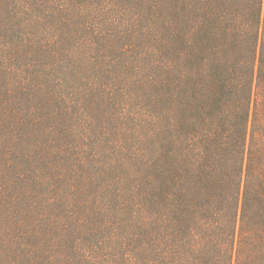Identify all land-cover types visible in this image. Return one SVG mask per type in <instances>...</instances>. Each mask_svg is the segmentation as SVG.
Here are the masks:
<instances>
[{
	"label": "trees",
	"instance_id": "obj_1",
	"mask_svg": "<svg viewBox=\"0 0 264 264\" xmlns=\"http://www.w3.org/2000/svg\"><path fill=\"white\" fill-rule=\"evenodd\" d=\"M264 0H0V264H264Z\"/></svg>",
	"mask_w": 264,
	"mask_h": 264
},
{
	"label": "rangeland",
	"instance_id": "obj_2",
	"mask_svg": "<svg viewBox=\"0 0 264 264\" xmlns=\"http://www.w3.org/2000/svg\"><path fill=\"white\" fill-rule=\"evenodd\" d=\"M260 96L261 97L259 99V102H260L261 110L259 108L258 119H259V121H261L263 123L264 122V93H261Z\"/></svg>",
	"mask_w": 264,
	"mask_h": 264
}]
</instances>
